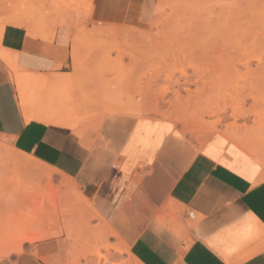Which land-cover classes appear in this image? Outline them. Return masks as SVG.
<instances>
[{"label": "crops", "instance_id": "crops-1", "mask_svg": "<svg viewBox=\"0 0 264 264\" xmlns=\"http://www.w3.org/2000/svg\"><path fill=\"white\" fill-rule=\"evenodd\" d=\"M158 5L159 0H88L64 17L79 18L83 10L97 28L147 32ZM5 11L0 136L44 169L70 179L129 249L131 264H264V179L249 154L220 134L192 138L171 121L147 115L110 113L94 126L97 117L83 114L87 107L76 93L75 120L83 136L67 125L26 117L15 72L36 82L60 80L57 88L76 78L71 59L76 28L68 23L53 29L48 23L29 32L6 24L11 10ZM31 245L24 252L6 247L0 264H44L43 256L55 254L54 240L35 243L36 254Z\"/></svg>", "mask_w": 264, "mask_h": 264}, {"label": "rangeland", "instance_id": "rangeland-1", "mask_svg": "<svg viewBox=\"0 0 264 264\" xmlns=\"http://www.w3.org/2000/svg\"><path fill=\"white\" fill-rule=\"evenodd\" d=\"M28 1L30 0H0V21L6 12L5 8L10 10L20 9L22 8L21 3L26 4ZM207 1L209 0H159V4L164 6L162 7L164 11L160 15H155L153 20L155 25L152 24L154 27H151L147 32H143L144 34L155 35L153 44L146 47L145 50L137 46H132L133 48H130L132 50H129L132 51V54L135 51V55L137 54L139 57L146 56L148 60L144 65L145 68L153 69L152 72L154 71V73H157L156 75H159L157 77V80H159L153 86L154 88L135 98L145 107V110H149L145 115L171 121L192 138L203 139L215 134L227 136L229 127H234L236 130H247L249 133L246 136L247 139H255L254 145L259 150V153H251V157L255 161L257 160L261 166L260 179H264V0L230 1L232 3L230 7L233 8L232 10L230 8L228 14H226L229 16L222 28L223 38L221 40L217 39L218 43L215 37L210 38L213 39L210 42L214 43V45L210 44L211 47L206 44V39H203L204 41L201 39L203 41L201 42V30L199 28H202V26L197 27L200 23L205 24L207 15L204 9L209 4L205 3L206 5H204L203 3ZM46 9L43 3L39 13L33 10L34 13L31 17L37 28H43L48 23L53 26L58 19L59 15L53 14V12L49 13ZM82 11H79L81 22L79 21V27H75V34L77 35L79 32L86 38L85 31L97 27L91 24L88 16H85L84 11ZM200 13L204 18H201ZM218 22L219 19L213 26H216ZM81 29L85 30L80 32ZM198 30L200 31L198 32ZM206 30L208 29L206 28ZM120 31L128 32L129 30L120 29ZM81 38V51H83L79 53L82 59L81 70H75L72 66L77 75L76 78L72 79L71 88L70 86L64 87L65 85H61L59 88L55 87L50 91L52 96L53 93L55 94V105L58 103V107L59 102L61 106L67 104V107H69V101L64 98H68L71 91L73 100H75L76 93L78 101L87 107L83 114L98 118L102 113L100 93L102 89L98 87L97 83L101 80L108 83L110 80L112 81V72H106L104 77L103 73L110 71L111 65L116 64V56L119 53L113 47H109L116 44V41L114 42L111 38L94 37L89 39L88 37L89 40ZM93 39L98 41L96 42ZM100 43L103 44L101 45L103 47L106 44L105 50L107 54L111 53L108 55L111 58L104 59V57L99 56L103 59L100 60V64H96L99 58L92 57L90 52H92V47L100 46ZM197 44H201V46ZM198 47H202L201 51L203 52ZM110 48L113 50L110 51ZM119 48V50L121 48L122 50L123 48L126 49L125 47ZM108 49L110 50L108 51ZM198 50L201 53L197 54ZM109 59H115V61ZM108 63L111 65L108 66ZM245 63L248 66L246 70L245 67L241 66ZM94 64L96 67H93ZM123 64L125 69L130 68L128 58L123 60ZM98 65H101V69L97 67ZM99 76L101 79H99ZM165 79L168 80V83ZM185 79L190 83L184 84ZM177 81L180 87L169 85L171 82ZM168 86L171 87L170 92L178 91L179 100L175 101L173 93H169L157 108L155 97L158 92L161 93V90ZM183 87L190 90L189 95L183 91ZM44 93L41 90L37 95ZM28 105L31 107V104ZM40 105L44 106L42 103ZM32 107H37V104ZM71 116L75 119L77 116L76 110L72 112ZM217 121H219V124L216 123ZM215 123L216 128L214 131L204 130L202 132L197 129L198 126H212ZM4 144L6 147L11 145V143ZM26 175L10 163L2 165L0 160V184L2 186L0 187L2 188L0 190V236H2L0 237V244L5 247H13L16 252H24L28 249V245L32 244L29 249L35 254L37 252L35 243L54 240L56 242L55 254L43 256L41 260L44 264L45 261L50 264H77V258L80 260L78 264H92L94 257L86 256V259L80 257L92 249V247H88L86 241L88 237L85 235L86 232L83 233V231L90 230L99 221L91 219L88 226L82 223V228H80V215L77 214V211L75 212L74 204L76 202L74 201L70 204L63 202L61 205H64L65 208H62L58 200L55 210L52 209V212L46 203V180L31 178L28 182V175ZM55 178L56 184L62 177L55 174ZM25 182L27 183V190H24V192L14 189L20 183ZM59 194L57 196L61 199L64 194L62 192ZM86 213L84 212V215ZM23 234L43 236L45 240L28 244L27 242H21L20 247H18L17 239H19V235ZM115 260L118 264H131L129 256L126 254L118 255Z\"/></svg>", "mask_w": 264, "mask_h": 264}, {"label": "bare ground", "instance_id": "bare-ground-1", "mask_svg": "<svg viewBox=\"0 0 264 264\" xmlns=\"http://www.w3.org/2000/svg\"><path fill=\"white\" fill-rule=\"evenodd\" d=\"M230 1H232V0H209V1L203 3L204 5H206L205 3L209 4L208 6L206 5L207 8L205 7V9H204L205 14L207 15V18L204 22L205 24H201L199 22L201 25L199 24V25H197V27L202 26V28L198 27L201 30L200 40L206 39L207 40L206 44H208V47L210 46V44L214 45L213 42H210V40H213V39H210V38L215 37V40L217 41V43L219 42L217 39L221 40L223 38V32H222L223 29L222 28L225 26L226 19L229 16V15L227 16L226 14H228L227 12H229V10L231 8L230 6L232 3ZM79 2L85 4L88 2V0H30L27 3L24 2L26 4L21 3L22 8H20V9L14 8V10H11V16L8 17L4 22L6 24L21 26L23 28H26L29 32L35 31L34 30L35 25L33 24V21H32L33 19L31 17L32 14L34 13L33 10H36L39 13V10H41V8L43 7V3L44 4L46 3L45 7L47 8L46 10L49 13L53 12V14L59 15L58 19L55 21V23L52 26L53 29L56 26L65 25L68 23L75 25V27H79L78 26L79 21H80L79 18L73 16L70 19H68L69 17H67V18L64 17L68 13H74L75 14L76 12H78ZM201 6H203V5L201 4ZM162 7H164V6H162L161 4L158 5L156 13H155L156 16L160 15L162 13V11H164ZM201 8H203V7H201ZM232 8H231V10H232ZM201 18H204L202 16V14H201ZM52 19H54V18H52ZM218 19H219L218 24L216 26H213V24L216 23L218 21ZM153 25H155V22L153 23ZM152 27H154V26H152ZM213 27H215V28L213 29ZM82 28H84V27H82ZM206 28L208 30L205 31ZM84 30L81 29L80 32L84 31ZM200 30H198V32ZM38 31H40V30H38ZM131 31L121 32L120 29L116 28V27H108V28L98 27V28L91 29L89 31H85V33L83 32L87 36L86 37L87 40H89L90 38H94V37H101V38H107V39L111 38V40H113L114 42L116 41L115 42L116 44L112 45V46H109L110 45L109 44L107 46L113 47V49H116V51H118V53H119L117 56L115 55L117 57L116 62H115L116 64H114V66H113V65H111L112 62H110L111 64L108 63L109 64L108 66L111 65V69L108 68L110 71H105L103 73V77H104V76H106L105 75L106 72L107 73L112 72L111 73V75L113 76L112 81L110 80V82L108 83V82H104L101 80L99 83H97L98 80H96L98 87H101V89H102L100 92L101 93V102H102L101 103L102 104V106H101L102 113L100 114V116L95 121V126L98 125V123L101 122V120L107 114H110V113L131 114V115H135V116H144L149 111V110H145V107H143L140 104V102H138L139 100L137 101L135 97L136 96L138 97L141 94H143L144 92L149 91L152 88H154L153 86H155L158 83L159 79L157 80V77H159V75H156L157 73H154V71L152 72L153 69H151V68L148 69V67L145 68L144 65L148 60V58L146 56H140L139 57L137 54L135 55L134 50H133L134 54H132V51H129V50H132V49H130L132 46L133 47L137 46L140 49L144 48L143 50H145L146 47L153 44V42L155 40V35L152 36V35L144 34L143 32L134 31L135 33L140 34V35H135L133 33V31H132V33H131ZM210 34H212V35L210 36ZM82 36L83 35L81 33L79 34V32H78L77 35L76 34L74 35L73 42H72L71 59H72V66L75 70L76 69L81 70V60L82 59H81V55L79 53L81 51L80 38ZM88 37H89V39H88ZM83 38H85V36H83ZM83 38H81V39H83ZM93 40L96 42L98 41L96 39H93ZM104 40H106V39H104ZM200 40H199V42H200ZM202 40H201V42L204 41V40L203 41ZM91 41H92V39H91ZM101 45H103V44L100 43V46H94V47L89 46V47H92L91 48L92 52L89 51L90 54L92 55V57L99 58V56H102V57H104V59L109 57L108 55L111 53L107 54V51L105 50L106 44L104 47ZM199 45L201 46V44H199ZM119 47H125L126 49L124 50V48H123V50H122V48H121V50H122L121 51V50H119L120 49ZM202 47H203V43H202ZM202 47H200V48L198 47V49H200V51H201ZM85 49H87V48H85ZM110 49H108V51ZM113 49H111L110 51H112ZM200 51L198 50L197 54H199ZM81 52H83V51H81ZM139 52H141V51H139ZM201 52H203V51H201ZM86 53H87V51H86ZM136 53H137V50H136ZM141 53H143V52H141ZM139 55H141V54H139ZM202 56H203V54L201 55V57ZM109 58H111V57H109ZM126 58H128V63L130 62V68L128 70L123 67V65H125V64H123V60ZM101 59H103V58H99V60H98L99 62L96 61V64L97 63L100 64ZM109 60L115 61V59H109ZM92 61H94V60H92ZM94 66H95V64L93 65V67ZM241 66L245 67L244 68L245 70L248 67L246 63L242 64ZM97 67H100V69H101V65L100 66L98 65ZM126 68H127V66H126ZM15 77L18 81V84H20L19 89L21 90V92H20L21 106L23 108V111H24V114L26 117L36 118V119H40V120H43L46 122H52V123H55L58 125L64 124V125H67V127L69 126L72 130H74V132H76V134L83 136L84 130H83V128H81L82 127V126H80L81 124L79 123L80 127H78L76 125V120L71 116L72 112L75 110V105H74L75 100H73V94L71 91L69 92L68 98H64V99H67V101H69V103H70L69 107H67V104L66 105L63 104L64 106H61V103L59 102L60 110L59 111L57 110L58 112L55 111L53 113L52 111H48V108H50V107L52 108V106L55 108V104H56L55 94L53 93V96H52L50 90L57 87V85L59 86V84H57V82L59 83L60 80L55 82V81L51 80L52 77H45V78H47L48 82H45L44 80H41V82L40 81L38 82V80H40L41 78L35 79V80H37V82H36V81L30 80L29 77L26 75V73L20 74L17 72H15ZM99 77H97V78H99ZM54 79H56L55 75L53 77V80ZM99 79H101V77ZM166 79H168V78H166ZM166 79H165V81H167V83H168V80H166ZM263 79H264V77H263ZM103 80H104V78H103ZM53 83L56 86H54ZM189 83L190 82L185 79L184 84H189ZM64 84L65 85L67 84V86H70V88H71L72 79L67 78V80L64 82ZM169 85L180 87V84L178 81L177 82H171V84H169ZM185 87H186V85H185ZM92 88H93V86H92ZM45 89H47L49 91V95L48 94L46 95L45 93L41 94V95L40 94L37 95L41 90L44 91ZM170 90H171V87L168 86V87L162 89L161 93H159V92L157 93V96L155 97V103L157 104V108L160 104L163 103L164 97H166L169 93H173V97H174L175 101L179 100L178 91L170 92ZM48 91H46V92H48ZM183 91L189 95L190 90L183 87ZM151 95H153V94L151 93ZM31 97L32 98L34 97L33 101L31 99ZM77 100H78V98H77ZM31 101L33 103L36 102L35 104H37V102H38V105H40L42 103V104H44V106H42V107L40 106L41 108H39L37 106L31 112L29 109L30 106L28 105V104H31ZM57 105H58V103H57ZM51 108H50V110H52ZM97 108H99V107L97 106ZM155 110H158V109H155ZM141 118H143V117H141ZM216 123L219 124V121H217ZM216 123L213 124L212 126H198L197 129H199V131H202V132L204 130L214 131L216 128ZM165 125H166V123H165ZM167 125H166L167 129H168V127L170 128V125L169 124H167ZM166 126H165V128H166ZM234 130H236L234 127H229L227 136H225L223 134H220V135L222 137L228 139L230 142H232L233 144H235L239 148L246 151L250 156H252V154L259 153L258 152L259 150L254 145L255 139H251L249 137H248L249 139H247L246 136L249 135L247 130H244V129L236 130V131H234ZM158 132H160V130ZM151 135H152V133H151ZM160 135L159 136L156 135V137L157 136L160 137ZM218 138H220V137H218ZM159 139L161 140V137ZM175 140H176V138H175ZM177 140L179 141V139H177ZM4 143L10 144V142L8 140H6L5 138L0 136V160H1L2 165H7L8 163H10L11 165L17 167L18 170H20L24 174L28 175V179H27L28 182L31 180V178H33V179L36 178L38 180L45 179L47 182V186L45 189L46 190L45 191L46 200H47L46 203L49 206V209L51 208V211H52V209L55 210V206L57 205L58 200H59L60 205L63 204V202L70 204V203H72V201H74V202H76V204H74L75 212L77 211V214L80 215V218H79L80 219L79 220L80 228H82V223H83V225L88 226V222L91 219H96L99 221V223L94 225V227H92L90 230H87V231L84 230L83 231V233L86 232L85 235H87V237H88V239H86L88 247H92V249L90 251L86 252L87 254L80 256L81 259H86L88 256H92V257H94L93 261L91 262L92 264H118L115 260L117 255L128 254L132 260L129 249L126 246H124V244L118 239L117 235L110 229V227L101 218V216L97 213V211L95 210L93 205L81 195V193L78 190V187L70 179H68L66 176L62 175V178L58 182H56V184H55V180H56L55 173H57V172H55V171L52 172V171L44 169L37 162L33 161L31 158L18 153L11 145H9L10 147L8 145L6 147ZM180 143H183V142H180ZM174 147L176 148V150H180L175 145H174ZM222 147H223V145H222ZM234 150H232V152ZM181 153H182V151H181ZM220 153H221V151H220ZM172 154L177 156L173 152H172ZM256 162L258 163L257 160H256ZM181 165H182V163H181ZM26 184H27L26 182L20 183V185L16 186L14 189L16 191H19V192H24V190H27ZM61 192L64 195L60 199L57 195H60L59 193H61ZM61 207L65 208L64 205H61ZM84 212L85 213L87 212L85 214L87 216L84 215ZM84 229H85V227H84ZM0 237H2V236H0ZM16 237H18V236H16ZM18 238H19V239H17L18 243H19L18 247H20V244L23 241L34 242V241L45 240V239H43V236H38V235H34V234L33 235L23 234L21 236L19 235ZM111 239H115V242L111 243L110 242ZM5 248H6L5 246L0 244V255H1V253H3L2 250H4ZM77 259L78 260H76V263L78 264V263H80L79 262L80 260H79V258H77ZM131 260H130V262H131ZM46 262L47 261H45V264H46ZM47 264H50V263L47 262ZM121 264H125V263H121Z\"/></svg>", "mask_w": 264, "mask_h": 264}, {"label": "built area", "instance_id": "built-area-1", "mask_svg": "<svg viewBox=\"0 0 264 264\" xmlns=\"http://www.w3.org/2000/svg\"><path fill=\"white\" fill-rule=\"evenodd\" d=\"M188 217L192 219V218L194 217V216H193V213H192V212H189V213H188Z\"/></svg>", "mask_w": 264, "mask_h": 264}]
</instances>
